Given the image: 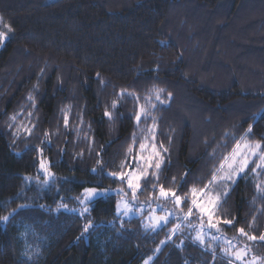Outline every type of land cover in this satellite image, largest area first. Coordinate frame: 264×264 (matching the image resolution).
Here are the masks:
<instances>
[{
    "label": "trees",
    "instance_id": "1",
    "mask_svg": "<svg viewBox=\"0 0 264 264\" xmlns=\"http://www.w3.org/2000/svg\"><path fill=\"white\" fill-rule=\"evenodd\" d=\"M0 30L10 36L0 49V204L8 202L0 215L21 203L56 209L62 202L78 209L73 197L84 187L118 186L90 169L96 152L102 151L106 171L118 170L123 159L134 130L135 102L125 97L115 121L103 116L121 88L141 97L153 85L165 89V95L173 93L171 106L154 114L161 117L158 138L166 145L168 129H176L171 163L160 183L178 188L171 177L179 181L189 172L188 184L178 194L202 184L249 124L254 127L248 140L264 139V115L258 116L264 110V0H0ZM61 109L69 115L67 129ZM14 113L22 114L10 121ZM151 123L135 129L138 143ZM32 124L37 127L28 136L24 128ZM45 130L53 133L51 144L42 143ZM85 136L94 137L91 154ZM37 147L44 149L56 173L50 187L35 179H44ZM213 149L216 160L209 156ZM81 151L83 158H76ZM25 176L32 179L25 181ZM263 178L250 171L242 176L217 211L221 219L236 218L235 227L220 225L223 234L262 258L264 243L239 236L237 229L257 237L264 233V199L255 189ZM151 191L139 194V200H148ZM118 199L112 193L90 204L96 228L79 239L85 221L78 211L21 210L0 223V264H25L26 244L39 248L28 264H239L223 256L225 243L194 244L190 236L195 232L187 229L169 239L175 219L158 231L145 230L142 221L149 210L143 217L119 216ZM192 222L200 223L195 216ZM26 230L25 239L20 234ZM207 245L215 248V258Z\"/></svg>",
    "mask_w": 264,
    "mask_h": 264
},
{
    "label": "snow or ice",
    "instance_id": "2",
    "mask_svg": "<svg viewBox=\"0 0 264 264\" xmlns=\"http://www.w3.org/2000/svg\"><path fill=\"white\" fill-rule=\"evenodd\" d=\"M11 32V29H9ZM10 36L5 32H0V46H3L8 42ZM161 44H165L164 41H160ZM41 69V73H43ZM159 71V66L155 69ZM100 77V74H96ZM158 79V77H157ZM100 83L104 81L100 79ZM38 88V85L34 86V90ZM117 99L111 101V110L106 106L103 112V116L109 121H115L117 119L116 110L118 109L120 102L125 97L131 98L135 102V110L133 112L134 130L131 133L130 140L127 146L124 148L123 159L116 165L118 170L106 171V164L101 152H96L97 159L95 166L90 169L91 172L104 175L112 178L114 182L118 184L117 187H84L82 192L73 197V200L79 205V208L69 209L67 204L58 203L56 209H51L46 204H29L21 203L16 208L7 211V214L0 215V223H8L19 214L23 209L30 207H38L48 211H59L60 209L69 210L79 213V216L85 221L82 224L81 237H85L92 230L96 228V224L90 216L91 208L90 204L97 198L107 196L115 193L120 197L116 201V212L119 216L130 217L132 214H137L143 217V213L151 208L153 203L156 204L155 208H151V211L147 217L143 219V227L145 230H151L153 232L162 229L167 226L172 219L178 222L169 230V239L176 236L177 233L183 234L187 229L189 233L195 232L194 236H190V239L194 244L201 246L206 245V241L211 240L215 245H219L222 242L227 246L221 248L223 256L229 261L233 258L239 264H264V258L253 256L251 260H246L245 257L251 251L248 245L243 248H239L236 251L232 249L236 248L235 244H232L230 240H226L221 224L227 227H235L236 218L234 219H221L217 216V211L221 205L227 201L228 197L236 185L237 181L247 174L249 171L254 177H259L264 174V139L256 140L255 142H249L248 137L253 134V125L249 124L248 128L244 130L242 135L232 146L231 151L223 153L218 161L213 164L208 178L202 182V184L193 183L187 188V191L182 195L178 194V189L184 188L188 184L189 172L185 171L181 174L179 181L176 176L171 177V184H177L178 188L168 187L166 188L163 183H160L161 177L165 171V168L171 163L170 159V146L173 143V134L176 129L170 127L167 132V145L163 140L158 138L160 129L161 117L155 115L161 111L164 107H170L173 99V93L167 92L165 95V89L159 88L155 85L148 90V93L143 97L139 93L128 90L127 88H121L116 94ZM27 99L32 102V106L35 107V101L31 93H29ZM141 99L143 103H141ZM63 113V126L65 129L69 127V115L64 109H61ZM22 113H14L9 115L10 121H16L17 116ZM33 115L32 112L28 113L29 118ZM264 115V110L261 114ZM258 117H254L257 119ZM151 120L152 123L146 125V128L142 131L144 135L139 138L135 129H139L142 122ZM81 125H83V116L80 117ZM9 128L14 127L13 124H8ZM37 124H32L31 127H25L24 131L28 136H31L36 129ZM89 129L91 125H88ZM80 129H78L79 133ZM55 132L58 134L59 129ZM17 133L14 132L13 135ZM53 133L50 130H45L43 135L45 140L42 143L51 144L50 136ZM226 137L235 136L232 133H225ZM89 143V154L92 152L91 145L95 143L94 137L85 136ZM243 141V143H241ZM138 143V147H137ZM208 143L207 140L204 141ZM226 146V141L224 142ZM38 153L39 159V174L43 175V181L40 180L38 175L35 179L38 185L52 186L56 179V173L51 170V162L44 157V149L41 147L35 148ZM63 152L65 149H60ZM84 152L76 153V158H83ZM209 156L216 160V149H213ZM25 181H29L32 177L25 176ZM151 188L149 193V199L146 201L139 200V194L143 193L146 189ZM255 189L261 199H264V182L255 183ZM59 191V189H57ZM159 201H171L175 207L172 210L165 208L164 204ZM8 202L0 204V208L7 209ZM137 205H139L137 207ZM147 206V207H146ZM187 206V211H184V207ZM157 211L166 212V215H155ZM196 217L200 223L195 225L192 222L193 217ZM206 220V223H205ZM251 227V224H249ZM213 231L217 233L213 235ZM239 236L246 237L249 241H260L264 243V233L259 237L255 235H249L243 227L237 229ZM25 239L28 232H22L20 234ZM237 239V237H233ZM166 243V241H161ZM183 241H181V245ZM180 246V245H178ZM211 248L213 256L215 258V248L211 245H207ZM39 253V248L33 249L31 245L26 244L25 251L22 255L25 257V264L33 260L34 255ZM151 259V258H149ZM148 264V260L145 261Z\"/></svg>",
    "mask_w": 264,
    "mask_h": 264
},
{
    "label": "rangeland",
    "instance_id": "3",
    "mask_svg": "<svg viewBox=\"0 0 264 264\" xmlns=\"http://www.w3.org/2000/svg\"><path fill=\"white\" fill-rule=\"evenodd\" d=\"M0 32H5V31H2V30H0ZM6 33V32H5ZM2 48V46H0V49ZM250 142V141H249ZM243 143V142H242ZM260 178H263V176L262 175H260L259 176ZM263 181H264V178H263ZM89 187H96V186H89ZM100 188H103V187H100ZM159 203H162V204H164L165 203V201H163V202H159ZM139 205H137V207H138ZM164 206H165V208L166 209H168V210H172V209H174V207H175V205H173V206H169V205H166V204H164ZM147 207V206H146ZM156 207V206H155ZM154 207V208H155ZM149 210V213H150V211H151V208H149L148 209ZM149 213H148V215H149ZM167 213L166 212H163V211H157L156 213H155V215H166ZM137 214H132L131 216H136ZM147 215V216H148ZM130 216V217H131ZM146 216V217H147ZM225 236V235H224ZM225 238H226V240H230L231 242H232V244H235L236 245V241H234V240H232V239H230V238H228L227 236H225ZM227 245L225 244V247H226ZM244 247V246H243ZM243 247H236V248H234V249H232V251H236L237 249H239V248H243ZM252 257H253V255H251V253L249 252V254L245 257V259L246 260H251L252 259ZM234 262H236V263H239V262H237V261H235V259L233 258L232 259ZM257 264H259V262H257Z\"/></svg>",
    "mask_w": 264,
    "mask_h": 264
}]
</instances>
